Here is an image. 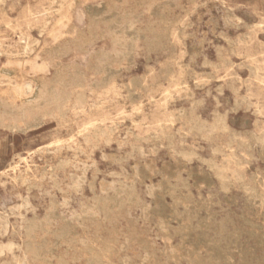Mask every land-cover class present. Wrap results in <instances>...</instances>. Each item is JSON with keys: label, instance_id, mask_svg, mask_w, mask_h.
<instances>
[{"label": "rangeland", "instance_id": "rangeland-1", "mask_svg": "<svg viewBox=\"0 0 264 264\" xmlns=\"http://www.w3.org/2000/svg\"><path fill=\"white\" fill-rule=\"evenodd\" d=\"M101 7L118 20L92 12ZM129 20L132 42L123 32ZM0 48L18 52L0 54V264L264 261V0H0ZM2 70L14 71L12 82ZM57 76L78 77L82 86L71 82L59 101L34 111L35 125L10 129L24 120L16 89Z\"/></svg>", "mask_w": 264, "mask_h": 264}, {"label": "bare ground", "instance_id": "bare-ground-1", "mask_svg": "<svg viewBox=\"0 0 264 264\" xmlns=\"http://www.w3.org/2000/svg\"><path fill=\"white\" fill-rule=\"evenodd\" d=\"M163 1V0H162ZM211 1V0H210ZM92 12L94 13V14H98V15H100L103 19H106V20H114V21H116V20H118V16H117V14H116V12L112 9H108V8H105V7H101L100 9H94V10H92ZM226 12V11H225ZM92 13V14H93ZM94 14H93V16H94ZM228 15V14H227ZM235 17H237V16H235ZM238 18V17H237ZM236 19V18H235ZM234 19V20H235ZM239 21V20H238ZM192 26V25H191ZM226 26V25H225ZM258 26V25H257ZM262 26V25H261ZM119 30V29H118ZM123 32H124V34L126 35V37L129 39V41L130 42H132L135 38H136V32H135V30H134V23H133V21H131V20H129V21H127L125 24H124V26H123ZM186 39V38H185ZM192 45V44H191ZM194 45V44H193ZM192 45V46H193ZM191 48V47H190ZM196 48V47H195ZM23 49L24 50H26V49H28V43H26L25 44V46L23 47ZM114 50V49H113ZM193 52H195V51H193ZM1 53H4V54H6V55H9V56H13V55H15V54H18V52H13L12 50H9V51H4V52H1V48H0V54ZM192 53V52H191ZM195 53H197V52H195ZM193 55H194V53H193ZM218 56V55H217ZM205 58V57H204ZM194 61V60H193ZM209 61V60H208ZM192 64H193V62H192ZM203 64V63H202ZM219 65V64H218ZM100 68L101 69H104V71H105V73H106V75H107V80H108V77H110L109 75L112 73V69H111V61H110V59L108 58V57H106V56H104V57H102V59L100 60ZM195 67V66H194ZM224 67H225V65H224ZM228 67V66H227ZM205 68V67H204ZM2 78H4V79H6V81L7 82H12L13 80V76H14V71L13 70H2ZM233 73V72H232ZM196 74V73H195ZM194 74V75H195ZM234 75V74H233ZM197 76V75H196ZM140 77H141V75H140ZM136 79V78H135ZM241 79V78H240ZM107 80H106V82H107ZM110 80V79H109ZM113 80V79H112ZM133 81V80H132ZM71 82H73L75 85H77V86H82V82H81V79H79L78 77H67V76H57L55 79H54V82H53V84H35V85H32L31 83H28V82H23L20 86H19V88H17L16 89V95H17V97L16 98H18V99H20L21 101H23L24 103H25V108L22 110V112L20 113L21 115V118H24V120L22 121V122H13L10 126H9V128L10 129H13V130H20V131H24L25 129H27V128H29V127H31V126H33V125H35L36 124V122L38 121V115H37V113H35L34 111H36V110H39V109H45V107L48 105V104H50V103H52V102H57V101H59L60 99H61V93H62V91H63V89L65 88V86H67L68 84H70ZM128 84H130V83H128ZM134 84V83H133ZM55 85L57 86V87H55ZM197 87V86H196ZM132 88V87H131ZM113 89V88H112ZM197 89V88H196ZM131 93V92H130ZM85 95V94H84ZM109 98V97H108ZM123 98V97H122ZM13 99V98H12ZM180 100V99H179ZM108 101V100H107ZM99 103V102H98ZM131 110V109H130ZM12 109H9L8 110V113H12ZM229 111V110H228ZM28 112H29V114H28ZM133 112V111H132ZM253 112V111H252ZM263 112V111H262ZM216 113H217V111H216ZM226 113V112H225ZM28 115H30V118H28ZM104 115V114H103ZM102 115V116H103ZM104 117V116H103ZM218 125V123L217 124H215L212 128H215L216 126ZM202 128H204V125H202V124H200V125H198V129H202ZM241 128V127H240ZM248 128V127H247ZM81 131V130H80ZM178 131V130H177ZM76 133V132H75ZM77 134V133H76ZM85 134V133H84ZM83 134V135H84ZM224 134V133H223ZM73 139V138H72ZM71 139V140H72ZM228 140V139H227ZM73 142V141H72ZM229 142V141H228ZM161 146V145H160ZM182 147V146H181ZM228 148V147H227ZM260 149V148H259ZM228 150V149H227ZM262 151V150H261ZM173 153V152H172ZM258 154V153H257ZM28 155V154H27ZM82 155H84V154H82ZM261 156V155H260ZM262 157V156H261ZM20 159V158H19ZM52 159V158H51ZM182 159V158H181ZM205 159V158H204ZM260 159V158H259ZM207 160V159H206ZM66 162V161H65ZM170 162V161H169ZM141 166V165H140ZM183 168H184V166H183ZM148 169V168H147ZM44 171V170H43ZM157 171V173H158V170H156ZM161 172V171H160ZM181 172V169H180V171L178 172V175H179V173ZM185 172V171H184ZM209 172H211V171H209ZM20 173V172H19ZM157 175V174H156ZM173 175H175V173H173ZM177 175V176H178ZM181 175V174H180ZM179 175V176H180ZM188 175V174H187ZM198 175V174H197ZM159 176H161V173L159 174ZM171 176V175H170ZM162 177V176H161ZM160 177V178H161ZM188 177H189V175H188ZM211 177V176H210ZM19 178V177H18ZM150 178V177H149ZM171 178H173L172 176H171ZM177 178V177H176ZM180 178V177H179ZM173 179H175V177L173 178ZM172 179V180H173ZM190 179V178H189ZM212 179V178H211ZM134 180V179H133ZM176 180V179H175ZM174 180V181H175ZM202 180V179H201ZM161 181H163L162 179H161ZM204 181V180H203ZM202 181V182H203ZM210 181V180H209ZM101 182V181H100ZM160 182V181H159ZM170 182V181H169ZM178 182H179V180H178ZM182 182V181H181ZM180 182V183H181ZM212 182V181H211ZM134 183V182H133ZM177 183V182H176ZM175 183V184H176ZM210 183V182H209ZM25 184V183H24ZM111 184V183H110ZM23 185V184H22ZM112 185V184H111ZM211 185V184H210ZM110 186V185H109ZM196 186V185H195ZM220 186V185H219ZM218 186V187H219ZM264 186V185H263ZM111 187H113V185L111 186ZM110 187V188H111ZM75 188V187H74ZM209 188H211V187H209ZM208 188V189H209ZM262 188H264V187H262ZM109 189V188H108ZM107 189V190H108ZM112 190H113V188H111ZM142 190V189H141ZM176 190V189H175ZM196 190V189H195ZM200 190V189H199ZM221 190V189H220ZM262 190V189H261ZM28 191H29V189H28ZM111 191V190H110ZM147 191H148V189H147ZM169 191V190H168ZM184 191H186V190H184ZM219 191V190H218ZM103 192V191H102ZM112 192V191H111ZM148 192H150V191H148ZM166 192V191H165ZM208 192H210V191H208ZM220 192V191H219ZM104 193H108V192H104ZM114 193V192H113ZM146 193V192H145ZM186 193H187V191H186ZM223 193V192H222ZM235 193H236V191H235ZM234 193V194H235ZM243 193V192H242ZM262 193H264V192H262ZM45 194V193H44ZM165 194V193H164ZM168 194V193H167ZM169 194H171L170 192H169ZM191 194V193H190ZM197 194V193H196ZM237 194H239L238 192H237ZM122 195V194H121ZM147 195V194H146ZM149 195V194H148ZM171 195H173V194H171ZM174 195H175V193H174ZM198 195V194H197ZM211 195V194H210ZM219 195V194H218ZM243 195V194H242ZM246 194H244V196H245ZM48 196H50V195H48ZM112 196H113V194H112ZM203 196V195H202ZM224 196V195H223ZM234 196V195H233ZM218 198V197H217ZM224 198H226V197H224ZM235 198V197H234ZM119 199V198H118ZM158 199V198H157ZM210 199H212V198H210ZM228 199H231L230 197L228 198ZM233 199V198H232ZM263 199V198H262ZM234 200V199H233ZM63 201H65V200H63ZM70 201H72L71 199H70ZM87 201L89 202V200L87 199ZM156 201L157 200H155V203H156ZM166 201V200H165ZM201 201V200H200ZM203 201H204V198H203ZM207 201H209V200H207ZM227 201V200H226ZM87 202V203H88ZM235 202H236V200H235ZM244 202V201H243ZM247 202V201H246ZM57 203V202H56ZM81 203V202H80ZM98 203V202H97ZM120 203V202H119ZM152 203V202H151ZM226 203V202H225ZM82 204H84L83 202H82ZM81 204V205H82ZM143 204H145V202L143 203ZM157 204V203H156ZM160 203H158V205H159ZM164 204V203H163ZM161 205V206H164V205ZM204 204L205 203H203V206H204ZM206 204H207V202H206ZM209 204H211V202L209 203ZM213 204V203H212ZM50 205H51V203H50ZM86 205V204H85ZM94 205V204H93ZM147 205V204H146ZM166 205V204H165ZM194 205V204H193ZM234 205H236V204H234ZM90 206V205H89ZM143 206V205H142ZM141 206V207H142ZM190 206V205H189ZM226 206V205H225ZM69 207V206H68ZM79 207H80V205H79ZM83 207V206H82ZM85 207V206H84ZM119 207V206H118ZM144 207V206H143ZM155 207V206H154ZM165 207V206H164ZM169 207V206H168ZM167 207V208H168ZM170 207H171V205H170ZM177 207V206H176ZM207 207H210L209 205L207 206ZM206 207V208H207ZM219 208L221 207V206H218ZM92 208H93V206H92ZM117 208V207H116ZM160 208V207H159ZM166 208V209H167ZM203 208V207H202ZM227 208V207H226ZM228 208H229V206H228ZM61 209V208H60ZM74 209V208H73ZM72 209V210H73ZM85 209H86V207H85ZM88 209H90V208H88ZM111 209V208H110ZM138 209V208H137ZM136 209V210H137ZM139 209H142V208H139ZM153 209H155V208H153ZM158 209V208H157ZM156 209V210H157ZM165 209V208H164ZM175 209V208H174ZM210 209V208H209ZM208 209V210H209ZM244 209H245V207H244ZM244 209H242V210H244ZM115 210V209H114ZM143 210V209H142ZM160 210V209H159ZM158 210V211H159ZM178 210V209H177ZM187 210V209H186ZM197 210V209H196ZM196 210H193V211H196ZM206 210V209H205ZM257 210V209H256ZM80 211H81V209H80ZM84 211H86V210H84ZM141 211V210H140ZM147 211V210H146ZM180 211V210H179ZM188 211H191V210H188ZM192 211V212H193ZM199 211V213H202V212H200V210H198ZM203 211V210H202ZM211 211V210H210ZM246 211V210H245ZM67 212V211H66ZM89 212V211H88ZM99 212V211H98ZM98 212L96 213V214H98ZM185 212H187V211H185ZM191 212V213H192ZM206 212H207V210H206ZM209 212V211H208ZM207 212V213H208ZM214 212V211H213ZM219 212V211H218ZM220 212H221V209H220ZM219 212V213H220ZM76 213V212H75ZM83 213V212H82ZM93 213H94V211H93ZM94 213V214H95ZM161 213V212H160ZM170 213V212H169ZM172 213H174V212H172ZM175 213H177V212H175ZM182 212H180V214H181ZM189 213V212H188ZM187 213V214H188ZM199 213H198V215L197 214H195V212L193 213V214H195L194 216H197V218H200V217H198V216H200L199 215ZM242 213V212H241ZM241 213H239V214H241ZM251 213V212H250ZM62 214V213H61ZM78 213H76V215H77ZM89 214H91L90 212H89ZM109 214V213H108ZM127 214H129V213H127ZM141 214V213H140ZM186 214V213H185ZM227 214H228V212H227ZM243 214V213H242ZM70 215H72V214H70ZM87 215L88 214H86V217L85 218H87ZM93 215V214H92ZM130 215V214H129ZM170 215V214H169ZM172 215H175V214H172ZM177 215V214H176ZM184 215V214H183ZM190 215V214H189ZM208 215L210 216L211 215V213L209 214L208 213ZM215 215V214H214ZM226 215V214H225ZM58 216V215H57ZM64 216V215H63ZM62 216V217H63ZM97 216V215H96ZM99 216H101V214L99 215ZM98 216V217H99ZM114 216V215H113ZM117 216H119V215H117ZM140 216V215H139ZM167 216V215H166ZM178 216V215H177ZM180 216H182V215H180ZM215 216H218L217 215V213H216V215ZM245 216V215H244ZM243 216V217H244ZM253 216V215H252ZM256 216V215H255ZM259 216H261V214L259 215ZM264 216V215H263ZM58 217H60V216H58ZM69 217H71V216H69ZM73 217H75V216H73ZM80 217H81V215H80ZM83 217V216H82ZM89 217V216H88ZM92 218H95V215H94V217L93 216H91ZM90 217V218H91ZM124 217V216H123ZM122 217V218H123ZM131 217V216H130ZM164 217V216H163ZM170 217V216H169ZM183 217V216H182ZM189 217V216H188ZM187 217V218H188ZM192 217V216H191ZM190 217V218H191ZM206 217V216H205ZM211 217H212V215H211ZM241 217V216H240ZM64 218V217H63ZM72 218V217H71ZM71 218H69V219H71ZM89 218V219H90ZM116 218V217H115ZM156 218V217H155ZM180 218V217H179ZM183 218H185V217H183ZM186 218V219H187ZM204 218V217H203ZM210 218V217H209ZM213 218V217H212ZM221 218H223V217H221ZM229 218V217H228ZM231 218V217H230ZM235 218H236V215H235ZM62 219V218H61ZM68 219V220H69ZM74 220H75V218H73ZM72 219V220H73ZM81 219V218H80ZM79 219V220H80ZM88 219V218H87ZM96 219V218H95ZM98 219H100V218H98ZM98 219H96V221L98 220ZM121 219V218H120ZM124 219L126 220V218L124 217ZM133 219H135V218H133ZM133 219H132V221H133ZM152 219V218H151ZM160 219V218H159ZM172 220H173V217L171 218ZM189 219V218H188ZM211 219V218H210ZM217 219V218H216ZM231 219H234V218H231ZM240 219V218H239ZM238 219V220H239ZM22 220V219H21ZM63 220H65V219H63ZM67 220V219H66ZM82 220V219H81ZM86 220V219H85ZM105 220V219H104ZM115 220V219H114ZM123 220V219H122ZM129 220H131V219H129ZM138 220H141V219H139L138 218ZM161 220V219H160ZM165 220H166V218H165ZM191 220V219H190ZM192 220H193V218H192ZM199 219H197V221H198ZM220 220V219H219ZM224 220V219H223ZM228 220V219H227ZM237 220V219H236ZM237 220V221H238ZM249 220V219H248ZM259 220V219H258ZM76 221V220H75ZM108 221V220H107ZM162 221H164L163 219H162ZM161 221V222H162ZM167 221V220H166ZM175 221V223L177 222V220H174ZM203 221H204V219H203ZM202 221V222H203ZM206 221V220H205ZM210 221V220H209ZM250 221V220H249ZM63 222V221H62ZM66 222V221H65ZM71 223L73 222V221H70ZM77 222H78V220H77ZM82 222H83V220H82ZM93 222V221H92ZM115 222H117V221H115ZM126 222V221H125ZM127 222H128V218H127ZM152 222V221H151ZM180 222H182V220L180 221ZM186 222V221H185ZM194 222V221H193ZM201 222V221H200ZM212 222H215V221H212ZM228 222V221H227ZM226 222V223H227ZM239 222V221H238ZM261 222H263V221H261ZM76 223V222H75ZM84 223V222H83ZM87 223V222H86ZM90 223V222H89ZM97 223V222H96ZM109 223H111V222H109ZM119 223V222H118ZM154 223V222H153ZM169 223V222H168ZM195 223V222H194ZM210 223H211V221H210ZM220 224H221V222H219ZM218 223V224H219ZM231 223V222H230ZM237 223V222H236ZM250 223H251V221H250ZM88 224V223H87ZM95 224V223H94ZM98 224V223H97ZM103 224V223H102ZM112 224V223H111ZM114 224H116V223H114ZM120 224H121V222H120ZM149 224V223H148ZM182 224V223H181ZM190 224V223H189ZM189 224H187L186 223V225L188 226ZM193 224V223H192ZM200 225H201V223H199ZM202 224H204V227L205 226H207V223L205 222H203ZM206 224V225H205ZM209 224V223H208ZM217 224V225H218ZM224 224V222H222V225ZM243 224V223H242ZM251 224H253V223H251ZM258 224V223H257ZM261 224V223H260ZM260 224H259V226H260ZM79 225V224H78ZM104 225V224H103ZM110 225V224H109ZM124 225H126V223L124 224ZM164 225V224H163ZM178 225H180L179 223H178ZM185 225V224H184ZM211 225V224H210ZM215 225V224H214ZM225 225V224H224ZM228 225V224H227ZM241 225V224H240ZM240 225H238V227L240 228ZM246 225V224H245ZM253 225H255V224H253ZM105 226H106V222H105ZM114 226V225H113ZM112 226V227H113ZM116 226V228H117V226L118 225H115ZM127 226H129V225H127ZM138 226V225H137ZM155 226V225H154ZM169 226H171V225H169ZM168 226V227H169ZM190 226V225H189ZM197 226V225H196ZM226 226V225H225ZM225 226L224 227H222V228H225ZM231 226V225H230ZM250 226V225H249ZM258 226V225H257ZM262 226V225H261ZM99 227V226H98ZM172 227H174V226H172ZM193 227H194V225H193ZM201 227V226H200ZM199 227V228H200ZM203 227V226H202ZM203 227V228H204ZM214 227H216V225L214 226ZM221 227V226H220ZM234 227V226H233ZM236 227V226H235ZM264 227V226H263ZM22 228V227H21ZM81 228V227H80ZM87 228V227H86ZM91 228H93V227H91ZM102 228H104V227H102ZM106 229H107V227H105ZM120 228V227H119ZM130 228H131V225H130ZM129 228V229H130ZM167 228V227H166ZM177 228V227H176ZM183 228V227H182ZM195 228V227H194ZM202 228V229H203ZM221 228V229H222ZM228 228V227H227ZM251 228V227H250ZM250 228H248V230H250ZM262 228V227H261ZM82 229V228H81ZM112 229V228H111ZM126 229H128V228H126ZM129 229H128V231H129ZM132 229L133 228H131V231H132ZM140 229V228H139ZM183 229H185V226H184V228ZM182 229V230H183ZM189 229V228H188ZM198 229V228H197ZM208 229V228H207ZM212 229V228H211ZM221 229H219L218 231H220ZM231 229V228H230ZM247 229V228H246ZM246 229L244 230V232L246 231ZM64 230H66V229H64ZM88 230V229H87ZM120 230H123V229H120ZM141 230V229H140ZM171 230V229H170ZM169 230V232L171 233V231ZM181 230V231H182ZM195 230H196V228H195ZM204 230V232H205V229H203ZM216 230H217V228H216ZM216 230H214L215 231V233H216ZM229 230V229H228ZM233 230V229H232ZM236 230H242L241 228L240 229H236ZM262 230V229H261ZM74 231V230H73ZM94 231V230H93ZM101 231V230H100ZM106 231H108V230H106ZM116 231H117V229H116ZM124 231V230H123ZM122 231V232H123ZM185 231V230H184ZM190 231V230H189ZM191 231H193V230H191ZM212 231V230H211ZM224 231H225V229H224ZM255 231H256V229H255ZM102 232V231H101ZM110 233H111V231H109ZM121 232V231H120ZM121 232V233H122ZM147 232V231H146ZM168 232V233H169ZM188 232V230L186 231V233ZM241 232V231H240ZM243 232V231H242ZM253 232V231H252ZM260 232V231H259ZM69 233V232H68ZM89 233V232H88ZM95 233V232H94ZM118 233V232H117ZM120 233V234H121ZM124 233V232H123ZM130 233L131 232H129V235H130ZM163 233V232H162ZM194 233V232H193ZM200 233V232H199ZM212 233H213V231H212ZM246 233V232H245ZM262 233V232H261ZM112 234H116V233H112ZM136 234V233H135ZM134 234V235H135ZM182 234V233H181ZM184 234V233H183ZM197 234H198V232H197ZM204 234V233H203ZM228 234H230V232H227V234H225V237L226 236H228ZM254 234V233H253ZM101 235V234H100ZM123 235V234H122ZM125 235H128V234H126L125 233ZM132 236H134L133 234H131ZM137 235V234H136ZM158 235V234H157ZM184 235H187V234H184ZM192 235V234H191ZM200 235V234H199ZM237 235H239V234H237ZM255 235V234H254ZM88 236V235H87ZM86 236V237H87ZM106 236V235H105ZM104 236V237H105ZM114 236V235H113ZM120 236V235H119ZM169 236H170V234H169ZM168 236V237H169ZM188 237L190 236V235H187ZM202 236V235H201ZM221 236V235H220ZM219 236V237H220ZM223 236H224V234H223ZM230 236L231 235H229V237L227 238V239H230ZM234 236V235H233ZM256 236H258L259 237V235L257 234ZM263 236H264V234H263ZM53 237H54V235H53ZM101 237V236H100ZM129 238V236H126V238ZM137 237V236H136ZM145 237H146V235H145ZM181 237V236H180ZM184 237V236H183ZM182 237V238H183ZM203 237V236H202ZM210 237V236H209ZM215 237V236H214ZM235 237V236H234ZM248 237V236H247ZM257 237V238H258ZM41 238V237H40ZM58 238V237H57ZM95 238V237H94ZM99 238V237H98ZM98 238H95V239H98ZM108 238H110V237H108ZM116 238H117V236H116ZM125 238V239H126ZM134 238V237H133ZM157 238V237H156ZM181 238V239H182ZM185 238V237H184ZM184 238H183V240H184ZM198 238H199V236H198ZM216 238H218V237H216ZM221 238H223V237H221ZM236 238V237H235ZM243 238V237H242ZM249 238V237H248ZM248 238H245L244 240H246V239H248ZM44 239V238H43ZM71 238H69V240H70ZM101 239V238H100ZM102 239H103V237H102ZM101 239V240H102ZM110 239H112V238H110ZM118 239V238H117ZM123 239V238H122ZM173 239V238H172ZM180 239V240H181ZM238 239V238H237ZM251 239H254L255 240V238H249V240H251ZM259 239V238H258ZM257 239V240H258ZM54 240H55V238H54ZM104 240V239H103ZM115 240V239H114ZM119 240V239H118ZM124 240V239H123ZM132 239H131V237H130V240H128L129 242L131 241ZM139 240V239H138ZM146 240H147V238H146ZM186 240H188V241H190L189 239H185V242L187 243V241ZM206 240V239H205ZM207 240H209V238L207 239ZM210 240H211V238H210ZM218 240V239H217ZM220 240V239H219ZM256 240V241H257ZM261 240V239H260ZM44 241V240H43ZM42 241V242H43ZM66 241V240H65ZM80 241V240H79ZM108 241V240H107ZM109 241H113V240H109ZM108 241V242H109ZM126 241H127V239H126ZM133 241H135V240H133ZM132 241V242H133ZM173 241V240H172ZM192 241V240H191ZM221 241V240H220ZM219 241V242H220ZM224 241V240H223ZM232 241V240H231ZM48 242V241H47ZM101 242V241H100ZM116 242V241H115ZM121 242V241H120ZM137 242V241H136ZM195 242H196V240H195ZM200 242V241H199ZM208 242V241H207ZM227 243H228V241H226ZM225 242V243H226ZM230 242V241H229ZM247 242V241H246ZM251 242V241H250ZM253 242V241H252ZM25 243V242H24ZM56 243H57V241H56ZM73 243H75L74 242V240H73V242H72V244ZM95 243V242H94ZM102 243V242H101ZM113 243V242H112ZM123 243H124V241H123ZM125 243H127V242H125ZM131 243V242H130ZM185 243V244H186ZM205 243V242H204ZM215 243V242H214ZM226 243V244H227ZM235 243H238V241L237 242H235ZM254 243V242H253ZM257 244H258V241L256 242ZM263 243V242H262ZM49 244V243H48ZM55 243H53V245H54ZM68 244H69V242H68ZM132 244V243H131ZM137 244H139V243H137ZM178 244V243H177ZM179 244H180V242H179ZM188 244V243H187ZM187 244H186V246H187ZM189 244H190V242H189ZM196 244V243H195ZM208 245L210 244L209 242L207 243ZM217 244V243H216ZM220 243H218V245H219ZM222 244V243H221ZM221 244L219 245V246H221ZM240 244V243H239ZM238 244V245H239ZM242 244V243H241ZM245 244V243H244ZM255 244V243H254ZM44 245V244H43ZM53 245H52V247H53ZM76 245V244H75ZM80 245V244H79ZM84 245V244H83ZM82 245V246H83ZM92 245V244H91ZM102 245V244H101ZM109 245H110V243H109ZM119 245H120V243H119ZM143 245V244H142ZM152 245V244H151ZM154 245V244H153ZM183 245V244H182ZM192 245V244H191ZM215 245V244H214ZM237 245V244H236ZM264 245V244H263ZM262 245V246H263ZM51 246V245H50ZM107 246H108V244H107ZM127 246H129V245H127ZM126 246V247H127ZM132 246V245H131ZM154 246H156V245H154ZM168 246V245H167ZM185 246V245H184ZM197 246V245H196ZM203 246V245H202ZM201 246V247H202ZM224 246V245H223ZM226 246V245H225ZM224 246V247H225ZM228 246H230V245H228ZM232 246V245H231ZM242 246H244V245H242ZM249 246H250V244H249ZM255 246V245H254ZM258 246V245H257ZM260 246V245H259ZM258 246V247H259ZM22 247V246H21ZM32 247V246H31ZM55 247H57V246H55ZM61 247V246H60ZM67 247V246H66ZM91 247V246H90ZM101 247V246H100ZM99 247V248H100ZM109 247V246H108ZM115 247V246H114ZM126 247L124 246L123 247V245H122V249L123 248H125L126 249ZM140 247V246H139ZM138 247V248H139ZM166 247V246H165ZM173 247V246H172ZM192 247V246H191ZM194 247H195V245H194ZM194 247H192V248H194ZM209 247V246H208ZM211 247V246H210ZM209 247V248H210ZM224 247H222V248H224ZM40 248V247H39ZM98 248V249H99ZM105 248V247H104ZM116 248V247H115ZM128 248H130V247H128ZM136 248V247H135ZM141 248V247H140ZM139 248V249H140ZM144 247H142V249H143ZM212 248V247H211ZM226 248V247H225ZM233 248V247H232ZM235 248H237V247H235ZM235 248H233V251L235 252ZM244 248V247H243ZM248 248V247H247ZM247 248H245L246 250H248ZM255 248V247H254ZM25 249H26V247H25ZM49 249V248H48ZM68 249H69V247H68ZM88 249V248H87ZM90 249V248H89ZM88 249V250H89ZM93 249V248H92ZM101 249V248H100ZM99 249V250H100ZM103 249V248H102ZM101 249V250H102ZM107 249V248H106ZM109 249V251H110V249L111 248H108ZM118 249V248H117ZM124 249V250H125ZM131 249V248H130ZM133 249V248H132ZM141 249V250H142ZM158 249V248H157ZM184 249H187V248H184ZM190 249V248H189ZM200 249V248H199ZM204 249V248H203ZM67 250V249H66ZM95 250V249H94ZM99 250L97 251V252H99ZM122 251V252H125V251ZM128 250V249H127ZM145 250V249H144ZM153 250V249H152ZM194 250V249H193ZM220 250H222V249H220ZM225 250V249H224ZM227 250H228V247H227ZM226 250V251H227ZM240 250H241V248H240ZM256 250H260V249H256ZM31 251V250H30ZM35 251H37V248H36V250ZM34 251V252H35ZM85 251V250H84ZM91 251V249L89 250V252ZM104 251H106L105 249H103L102 250V252L104 253V254H106ZM112 251V250H111ZM114 251V250H113ZM130 251V250H129ZM132 251V250H131ZM143 251V250H142ZM158 251V250H157ZM160 251V250H159ZM185 251V250H184ZM187 251V250H186ZM189 251V250H188ZM187 251V252H188ZM192 251V250H191ZM217 251V250H216ZM215 251V252H216ZM226 251H224L225 253H226ZM232 251V250H231ZM232 251V252H233ZM238 251H239V248H238ZM238 251H236V252H238ZM82 252V251H81ZM80 252V253H81ZM97 252L95 251V252H93V253H96L97 254ZM102 252L99 254V257L100 256H102L103 254H102ZM121 252V253H122ZM132 252H134V251H132ZM144 252H147V251H144ZM170 252H172V251H170ZM169 252V253H170ZM179 252V251H178ZM190 252V251H189ZM188 252V253H189ZM193 252V251H192ZM195 252V251H194ZM200 251H198V253H199ZM202 252H204V251H201V254H202ZM213 253H214V251H212ZM211 252V253H212ZM227 252H229V250L227 251ZM249 252H251L252 253V250L251 251H249ZM23 253H24V251H23ZM33 253V252H32ZM42 253V252H41ZM60 253V252H59ZM67 253V252H66ZM65 253V254H66ZM79 253V252H78ZM107 253H108V251H107ZM117 253H119L118 251H117ZM136 253V252H135ZM140 253V252H139ZM155 253V252H154ZM154 253L152 254V255H154ZM185 253V252H184ZM187 253V254H188ZM191 253V252H190ZM197 253V252H196ZM223 253V252H222ZM221 253V255H218V257L219 256H223V254ZM244 253H248V252H244ZM258 253V252H257ZM256 253V254H257ZM262 253H264V251L262 252ZM37 254H38V256H39V253H38V251H37ZM48 254V253H47ZM51 254V253H50ZM68 254V253H67ZM89 254V253H88ZM87 254V255H88ZM126 254V253H125ZM138 254V253H137ZM161 254V253H160ZM172 254V253H171ZM194 254V253H193ZM201 254H199V255H201ZM207 254V253H206ZM238 254H239V252H238ZM254 254V253H253ZM255 254V255H256ZM7 255V254H6ZM12 255V254H11ZM22 255H24V254H22ZM28 255H30V254H28ZM36 255V254H35ZM69 255V254H68ZM109 255H112L111 253L109 254ZM139 255H141V254H139ZM145 255V254H144ZM143 255V256H144ZM147 255V257L149 256V254H146ZM163 255V254H162ZM166 255V254H165ZM212 255V254H211ZM227 255V254H226ZM229 255H230V252H229ZM229 255H227V256H229ZM235 255H236V253H235ZM243 255H245V254H242L241 255V257H243ZM13 256V255H12ZM11 256V257H12ZM43 256H44V254H43ZM52 256V255H51ZM59 256V255H58ZM62 256H65L64 254L62 255ZM94 256V255H93ZM113 257H114V255H112ZM156 256V255H155ZM154 256V257H155ZM161 256V255H160ZM180 256V255H179ZM194 256V255H193ZM247 256H250V255H247ZM260 256V255H259ZM26 257V256H25ZM24 257V258H25ZM31 257H32V255H31ZM53 257V256H52ZM55 257V256H54ZM67 257V256H66ZM95 257V256H94ZM98 257V258H99ZM115 257L117 258L118 256H116L115 255ZM119 257H120V255H119ZM125 257V256H124ZM123 257V258H124ZM127 257H129L128 255H127ZM133 257H137V259H138V256L136 255H133ZM146 257V256H145ZM144 257V258H145ZM152 257V256H151ZM190 257H191V254H190ZM198 257V256H197ZM201 257V256H200ZM199 257V258H200ZM218 257H217V259H218ZM225 257V256H224ZM234 257V256H233ZM246 257V256H245ZM262 257H264L263 255H262ZM2 258V257H1ZM6 258V257H5ZM13 258V257H12ZM41 258V257H40ZM71 258H73V257H71ZM71 258H70V260H71ZM75 258V257H74ZM73 258V259H74ZM96 258V257H95ZM121 258V257H120ZM122 258V259H123ZM162 258V257H161ZM161 258L159 257V259L161 260ZM180 258H182V257H180ZM186 258V257H185ZM185 258H184V254H183V258H182V260L184 259L185 260ZM202 258V257H201ZM200 258V259H201ZM204 258V257H203ZM206 258V257H205ZM210 258H212V257H210ZM230 258V260L232 261V259H231V257H229ZM235 258V257H234ZM252 258V257H251ZM15 258H13V260H14ZM31 259V258H30ZM33 259V258H32ZM63 259V258H62ZM61 259V260H62ZM64 259H65V257H64ZM76 259V258H75ZM87 259V258H86ZM85 259V260H86ZM89 259V258H88ZM118 259V258H117ZM126 259V258H125ZM141 259H143V258H141ZM152 259H155V258H152ZM158 259V260H159ZM163 259H164V257H163ZM175 259H177V258H175ZM179 259V258H178ZM188 259V258H187ZM186 259V260H187ZM196 259V261H198V259L197 258H195ZM199 259V261H204V259H201L200 260ZM259 259V258H258ZM25 260V259H24ZM34 260V259H33ZM47 260H50V259H48L47 258ZM57 260H59V259H57ZM78 260V259H77ZM91 260H93V258L91 259ZM102 260H103V257H102ZM107 260V259H106ZM121 260V259H120ZM120 260H119V262H120ZM140 260V259H139ZM145 262L147 261V260H145V259H143ZM156 260V259H155ZM155 260H154V262H155ZM165 260V259H164ZM170 260V259H169ZM191 260V259H190ZM211 260L212 259H210V262L209 263H211ZM226 260H228V259H226ZM236 260V259H235ZM241 260H242V258H241ZM243 260H245V259H243ZM248 260V259H247ZM260 260H261V258H260ZM34 261H36V260H34ZM45 261V260H44ZM64 260H62L61 262H63ZM87 261H89V260H87ZM100 262L99 261V259L97 260V258H96V260H95V262ZM110 261H111V259H110ZM133 261V260H132ZM141 261V260H140ZM148 261H151V260H149L148 259ZM179 261H181V260H179ZM188 261H189V259H188ZM192 261V260H191ZM193 261H194V259H193ZM198 261V262H199ZM206 261H207V259H206ZM206 261H205V263H206ZM214 261H215V259H214ZM214 261H212V262H214ZM230 261V262H231ZM234 261V260H233ZM252 261V260H251ZM6 262V261H5ZM28 262V261H27ZM26 262V263H27ZM39 262V261H38ZM52 262V261H51ZM51 262H49L50 264H52ZM59 263V264H62V263ZM67 262H70V261H67ZM67 262H65L66 264H67ZM72 262V261H71ZM76 262V261H75ZM74 262V263H75ZM104 262V261H103ZM102 262V263H103ZM109 262V261H108ZM107 262V263H108ZM125 262H126V260H125ZM128 262V261H127ZM134 262H136V261H134ZM144 262V263H145ZM154 262H153V264H154ZM161 262V261H160ZM165 262V261H164ZM164 262H162V263H164ZM198 262H196V263H198ZM219 262V261H218ZM217 262V263H218ZM228 262V261H227ZM239 262H240V260H239ZM264 262V261H263ZM262 262V263H263ZM7 263H9V262H7ZM14 263V262H13ZM19 263V262H18ZM17 263V264H18ZM24 263V262H23ZM22 263V264H23ZM57 263H58V261H57ZM78 263V262H77ZM88 263V262H87ZM91 263V262H90ZM92 263H93V261H92ZM118 263V262H117ZM130 263H131V260H130ZM143 263V264H144ZM159 263V262H158ZM178 263V262H177ZM188 263H190L191 264V262L189 261ZM201 263V262H200ZM204 263V262H203ZM208 263V264H209ZM229 263V262H228ZM253 263H254V259H253ZM255 263H257L256 261H255ZM261 263V264H262ZM10 264V263H9ZM16 264V263H15ZM80 264V263H79ZM84 264H85V261H84ZM100 264V263H99ZM105 264V263H104ZM109 264V263H108ZM119 264H121V263H119ZM128 264V263H127ZM140 264V263H139ZM142 264V263H141ZM146 264V263H145ZM148 264H150V263H148ZM165 264H166V262H165ZM180 264H181V262H180ZM214 264V263H213ZM220 264V263H219ZM224 264V263H223ZM231 264V263H230ZM233 264V263H232ZM252 264V263H251ZM259 264V263H258Z\"/></svg>", "mask_w": 264, "mask_h": 264}]
</instances>
